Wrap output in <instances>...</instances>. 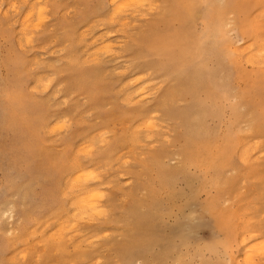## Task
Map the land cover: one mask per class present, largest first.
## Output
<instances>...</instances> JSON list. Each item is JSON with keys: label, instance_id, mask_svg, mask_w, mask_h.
I'll list each match as a JSON object with an SVG mask.
<instances>
[{"label": "rangeland", "instance_id": "rangeland-1", "mask_svg": "<svg viewBox=\"0 0 264 264\" xmlns=\"http://www.w3.org/2000/svg\"><path fill=\"white\" fill-rule=\"evenodd\" d=\"M149 1L125 9L152 12L124 9V15L114 13L110 0H0V264H235L240 256L237 264H246L243 252L255 248L250 255L258 258L248 263L264 264L263 58L256 67L243 64L252 80L248 107L241 97L246 82L236 80L220 34L205 27L211 15L223 16L226 42L245 50L246 40L228 22L247 10L264 42V0H237L242 7L234 13L233 0ZM185 4L195 7L193 15ZM183 39L201 46L185 67L171 63L169 50H160L164 56L152 50L153 43ZM101 40L117 47L108 49L113 55ZM260 41L253 49L261 53L252 55L264 52ZM146 115L156 128L147 127ZM60 119L70 128H50ZM78 166L100 180L86 182L103 192L100 219L80 220L71 201L82 190L71 183ZM65 222L69 239L63 232L58 251L53 235ZM142 232L152 241L135 246ZM256 242L263 243L261 254Z\"/></svg>", "mask_w": 264, "mask_h": 264}, {"label": "bare ground", "instance_id": "bare-ground-1", "mask_svg": "<svg viewBox=\"0 0 264 264\" xmlns=\"http://www.w3.org/2000/svg\"><path fill=\"white\" fill-rule=\"evenodd\" d=\"M110 2H111V6L112 5H114L115 7H117V9L115 8L113 11H114V13L116 14V12H121V11H123L125 8H126V6H134L136 9H137V7L139 8L140 6H144L145 4H147V2H148V0H110ZM150 2H151V0L149 1V5L151 6V4H150ZM153 2V1H152ZM17 3V2H16ZM108 3H109V1H108ZM117 6H116V5ZM153 4V3H152ZM157 4V3H156ZM34 5V4H33ZM155 5V4H154ZM110 6V7H111ZM113 6V7H114ZM153 6V5H152ZM11 7V6H10ZM112 7V8H113ZM134 7H132V9H129V8H127V9H125L126 11H134ZM239 7H242V5L241 4H239L238 2H237V0H233V4H232V6L230 7V13H234L235 12V9L236 8H239ZM40 7H38L37 9V11H38V14H39V11H40V9H39ZM131 8V7H130ZM148 8H152V9H154V7H148ZM148 8L146 9V11L148 10ZM184 8H185V10H186V12L185 13H187V15L189 14V15H193L194 13H195V7H193V5L192 4H190V5H188V4H185L184 5ZM135 9V10H136ZM141 10H142V8H140ZM140 9H138V10H136V11H134V12H137V13H139L138 11H140ZM112 10V9H111ZM110 10V11H111ZM143 10L145 11V9L143 8ZM143 10H142V12H143ZM33 11V12H32ZM32 11H29V12H27V15H25V16H28V14H30V12H32V13H35L34 11H35V9L33 8L32 9ZM125 11V12H126ZM132 11L130 12V14L129 15H133V14H131L132 13ZM145 11V12H146ZM149 11H151V10H149ZM149 11H147V12H149ZM124 11L122 12V14L124 13V15L126 14ZM152 12V11H151ZM40 13H41V17L43 16V14H42V12L40 11ZM244 13L246 14L245 16H244V18L242 19V20H239V19H236V18H233V19H231L230 20V22H228L229 24H231V25H235V29L237 28V30H238V32H239V35H240V37H241V39L242 40H246V44H245V50L243 51H239V49L238 50H236V49H232L231 48V46L226 42V40H225V38H226V36H225V27H224V25H223V21H222V19H223V16L222 17H217V16H213V15H211L210 16V18H209V20H208V22L206 23V25H205V27L208 29V30H210L212 33L214 32V31H217L219 34H220V40H221V42H223L226 46H225V48L223 49L224 51H226V54H227V56L229 57V59H230V62H231V64L235 67V69H236V71H237V74H236V80L237 81H241V80H243V81H245L246 82V89L243 91V93H242V95H241V97L245 100V101H247L246 102V104L248 105V107H250L251 105H252V100L250 99V96L248 95V93L250 92V90H252V80H250V78H248L247 76H245V74L242 72L243 71V64L244 63H246L247 65H250L251 67H256L257 65H260L259 63H258V59L261 57V58H263L261 61H263L262 63H263V67H264V52H262V54H260V55H257V54H254L255 56H256V58H255V56L254 55H252V52H254L255 50H256V48H255V46L256 45H259L258 44V42L260 41V33L258 32L260 29H259V27H257L258 28V31H257V28H256V26H254V27H252V24L250 23V21H249V18H248V16H247V10H245L244 11ZM2 14H4V13H2ZM114 14V15H115ZM118 14V13H117ZM122 14H120V15H122ZM140 14H141V12H140ZM108 15H109V13H108ZM138 15V14H137ZM110 16V15H109ZM108 17V16H107ZM111 18H112V14H111V16H110ZM109 17V18H110ZM118 17V16H117ZM128 17H130V16H128ZM133 18L135 17V15L134 16H132ZM131 17V18H132ZM26 18V17H25ZM31 18V17H30ZM108 18V19H109ZM114 18H116V16L114 17ZM114 18H112V19H109V22H112L113 23V21H111V20H115ZM136 18H140V17H136ZM190 18H192V17H190ZM23 19V18H22ZM45 19V18H44ZM108 19H107V21H108ZM124 19V18H123ZM25 20V21H24ZM23 21L24 22H26V19H24ZM41 20V19H40ZM100 20V19H99ZM116 20H118V19H116ZM124 20H129L128 18H126V19H124ZM124 20H122V21H124ZM22 21V22H23ZM44 21V20H43ZM127 21H124L123 22V24L125 23V22H127ZM38 22V21H37ZM37 22H35L36 23V25H34V24H31V25H29V26H38V24H37ZM116 22V21H115ZM130 22V21H129ZM128 22V23H129ZM42 23V22H41ZM122 23V22H121ZM128 23H125V24H127L128 25ZM227 23V24H228ZM119 24V23H118ZM134 24V23H133ZM39 25H40V23H39ZM92 25H94V23L92 24ZM132 25V24H131ZM136 25V24H135ZM125 26V25H124ZM22 27H26V28H28V26H22ZM106 27V26H105ZM30 28V27H29ZM32 28V27H31ZM101 28V27H100ZM118 28V27H117ZM88 29H89V27H88ZM206 29V32H207V35L208 36H210V32L208 31ZM85 30V29H84ZM95 30V29H94ZM97 30V29H96ZM23 31H24V29H23ZM23 31H22V33H23ZM86 31H87V29H86ZM107 31V30H106ZM118 31V30H117ZM81 32V31H80ZM84 32V31H83ZM93 32V31H92ZM106 33V32H105ZM82 34V33H81ZM107 34V33H106ZM104 35V34H103ZM113 35V34H112ZM84 36H85V34H84ZM97 36H99V35H97ZM107 36H108V34H107ZM106 36V37H107ZM109 36H110V34H109ZM83 37V36H82ZM96 37V36H95ZM105 37V38H106ZM262 37V36H261ZM23 38V37H22ZM21 38V39H22ZM100 38V37H99ZM103 38V37H102ZM24 39H26V38H24ZM23 39V40H24ZM101 39V38H100ZM104 39V38H103ZM115 39V38H114ZM22 40V41H23ZM94 40V39H93ZM95 40H98V41H100L99 39H95ZM106 40H107V38H106ZM105 41V40H104ZM118 41V40H117ZM186 41V42H185ZM184 41V39L183 40H181V41H179L178 43H176V44H172L171 42H169L167 45H161V46H158V44H154L153 43V46H152V50H155V51H157L158 53H159V55L160 56H164L163 55V53L160 51V50H162V51H167V50H169V55H168V59L171 61V63L172 64H175V65H177V66H179V67H185V66H187V65H190L194 60H195V58H198V56H200V53H201V46H200V44H198V43H192V45L190 46V43H189V41L188 40H185ZM101 42H102V40H101ZM260 42H263V41H260ZM96 43V42H95ZM103 43V42H102ZM106 43H108V41H106L105 42V44L103 43L102 44V49L103 50H105L106 48V51H108V47H109V44H106ZM264 43V42H263ZM91 44V43H90ZM177 44H179V45H177ZM104 45V46H103ZM106 45H108V47L106 46ZM110 45H111V42H110ZM115 45H118V44H115ZM261 46L262 45H264V44H260ZM106 46V47H105ZM113 46V45H112ZM118 46H120V44L118 45ZM113 47H115V46H113ZM112 47V48H113ZM243 47V46H242ZM259 48L258 49H260V48H262V47H260V46H258ZM112 48H110V49H112ZM115 48H117V47H115ZM253 48H255V50L253 49ZM98 48H96V49H94V50H97ZM109 49V50H110ZM263 49V51H264V48H262ZM252 50H254V51H252ZM40 51V50H39ZM99 51V50H98ZM105 51V52H106ZM257 51V50H256ZM255 51V53H261L259 50V52H256ZM51 52V51H50ZM108 52H110V51H108ZM112 52V53H111ZM110 53L113 55V50L111 51ZM104 53V52H103ZM108 54V53H107ZM115 54H117V53H115ZM115 54H114V56H115ZM86 55H87V53H86ZM103 55H105V54H103ZM109 55L110 54H108V57H109ZM111 55V56H112ZM114 56H112V57H114ZM93 57V56H92ZM102 57V56H101ZM103 57H105V56H103ZM258 57V58H257ZM87 58V57H86ZM95 58V57H94ZM111 58V57H110ZM260 58V59H261ZM85 59V58H84ZM108 59V58H107ZM260 59H259V61H260ZM89 60V59H88ZM91 60V59H90ZM98 60V59H97ZM91 62V61H90ZM35 63H37V60H36V62ZM94 63V62H93ZM261 72V75L263 76L264 75V71H260ZM116 73V72H115ZM118 73V72H117ZM116 75V74H115ZM139 77H141V76H139ZM141 79V78H140ZM136 81H138V79L136 80ZM37 82V81H36ZM39 82V81H38ZM42 82H43V80H42ZM49 82H51V80L50 81H48L47 82V86H42V87H44L43 89L44 90H47L46 89V87L48 88V86H49ZM126 82H127V80H126ZM134 82H135V80H134ZM41 83V82H40ZM148 83V82H147ZM127 84V83H126ZM152 84V83H151ZM129 86L130 85H132V84H128ZM136 85V84H135ZM124 86V85H123ZM151 86V85H150ZM36 87H37V85L35 86V89H36ZM133 87V86H132ZM139 87V86H138ZM142 87V86H141ZM145 87H147V86H145ZM41 89V88H40ZM123 89H124V87H123ZM128 89V88H127ZM141 89H143V87L141 88ZM141 89H140V92H143V90L141 91ZM156 89V88H155ZM120 90V89H119ZM137 90V89H136ZM32 91V90H31ZM36 91H39V90H36ZM41 91V90H40ZM58 91V90H57ZM122 91V90H121ZM148 91V90H147ZM133 92V91H132ZM139 91H138V93H140ZM154 92V91H153ZM59 93V92H58ZM125 93V92H124ZM130 93V92H129ZM120 94V93H119ZM147 95V94H146ZM149 95V94H148ZM147 95V96H148ZM57 96V95H56ZM128 96H130V95H127V97ZM137 96V95H136ZM126 97V96H125ZM146 97V96H145ZM144 97V95L143 96H141V98L140 99H143V98H145ZM54 98H55V95H54ZM53 97H52V99H54ZM132 98V97H131ZM131 98H127V99H131ZM134 98H135V96H134ZM139 98V97H138ZM122 100V99H121ZM126 100V99H125ZM137 100V99H136ZM63 101V100H62ZM120 101V100H119ZM129 101V100H128ZM132 101H135V100H132ZM138 101H140V100H138ZM142 101V100H141ZM148 101V100H147ZM124 102V101H123ZM259 103H261V100L260 101H258ZM63 103H65V100H64V102ZM129 103V102H128ZM132 103V102H131ZM138 103H140V102H138ZM135 104V103H134ZM128 105V104H127ZM262 110H264V108L262 107ZM143 114H146V113H143ZM142 115V114H141ZM148 115V114H147ZM146 115V116H147ZM155 115V114H154ZM150 116H151V113H150ZM157 116V115H156ZM152 117V116H151ZM147 119L146 120H148L149 118H148V116L146 117ZM63 119V118H62ZM61 120V119H60ZM59 120V121H60ZM64 120H67V118L66 119H64ZM57 121V120H56ZM54 121L55 122V124H53L52 123V125L50 126V128H52L54 125H55V127L58 129V132L60 131V129L62 130V129H64L65 128V125H66V127H67V129H68V127L70 126L69 124H71L70 122H69V124H68V126H67V124L66 123H64V121L63 120H61V122L63 121V123H60V124H58L57 125V122H59V121ZM144 121V120H143ZM142 121V122H143ZM153 121V120H152ZM156 123V122H155ZM63 124H64V126H63ZM139 124V123H138ZM144 124H145V122H144ZM146 124H147V121H146ZM61 125V127H59ZM141 125V124H140ZM152 125V123H150V121L148 120V125H147V127L149 126H151ZM117 126V125H116ZM138 126V125H137ZM143 126H145V125H143ZM152 126H154V125H152ZM165 126V125H164ZM55 127H53V129L55 130L56 128ZM120 127V126H119ZM139 127H142V126H139ZM148 127V128H149ZM70 128V127H69ZM117 128H118V126H117ZM145 128V127H144ZM153 128H156L155 126L154 127H152L151 129H153ZM67 129H65V130H67ZM150 129V128H149ZM51 131H52V129H50ZM119 130V129H118ZM49 131V129L47 130V132ZM51 131H49V133L51 132ZM155 131H156V129H155ZM164 131V130H163ZM54 132V131H53ZM57 132V131H56ZM57 132V133H58ZM100 132V131H99ZM110 132V131H109ZM136 132V131H135ZM138 132H140V131H138ZM52 133V132H51ZM55 133V132H54ZM137 133V132H136ZM156 133V132H155ZM59 134V133H58ZM95 134V133H94ZM97 134V133H96ZM101 134V133H100ZM103 134H105V133H103ZM102 134V136H104ZM146 134V133H145ZM149 134V133H148ZM99 135V134H98ZM144 135V134H143ZM150 135H153V134H150ZM108 136V135H107ZM97 137V136H96ZM136 137V136H135ZM138 137V136H137ZM137 137H136V140H137ZM92 138H93V136H92ZM132 138V137H131ZM146 138V137H145ZM150 138V137H149ZM152 138V137H151ZM149 139V142H150V140H152V139ZM101 139H102V137H101ZM103 139H105V138H103ZM133 139V138H132ZM164 139H166L165 137H164ZM163 139V140H164ZM107 140V139H106ZM106 140L104 141V140H101L102 142L104 141V142H106ZM131 140V139H130ZM139 140V139H138ZM97 141V140H96ZM100 141V142H101ZM140 141V140H139ZM230 141V143L231 144H233L234 142L232 141V140H229ZM87 142V141H86ZM88 142H90V141H88ZM92 142V141H91ZM108 142H109V140H108ZM147 142H148V140H147ZM168 142V141H167ZM134 143V142H133ZM140 143V142H139ZM82 144H83V142H82ZM103 144V143H102ZM105 144H107V143H105ZM142 144V143H141ZM85 145V144H84ZM104 145V144H103ZM146 145V144H145ZM148 145V144H147ZM79 146V145H78ZM91 146V145H90ZM101 146V145H100ZM92 147V146H91ZM149 147H151V145L149 146ZM80 148V147H79ZM83 148H86V147H83ZM135 148V147H134ZM91 149H94V147L93 148H91ZM76 150V149H75ZM81 151V150H80ZM79 151V152H80ZM82 151H85V150H82ZM90 151V150H89ZM128 151V150H127ZM78 152V153H79ZM123 152H125V151H123ZM140 152V151H139ZM84 153H86V152H84ZM83 153V154H84ZM134 153V152H133ZM87 154V153H86ZM89 154H90V152H89ZM120 154V153H119ZM82 155V154H81ZM120 158V157H119ZM188 159H190L189 157H188ZM116 160V159H115ZM118 160H120V159H118ZM193 160V159H192ZM108 161V160H107ZM114 161V160H113ZM127 161V160H126ZM115 162V161H114ZM121 162H123V161H121ZM131 162V161H130ZM125 161H124V165H125ZM128 163V162H127ZM99 164V163H98ZM108 165V164H107ZM110 165H112V164H109V166ZM119 165V164H118ZM111 167V166H110ZM92 168H94V167H92ZM116 168V167H115ZM118 168V167H117ZM108 169V168H107ZM106 169V170H107ZM87 170V171H86ZM89 170V171H88ZM93 170V169H92ZM92 170H90V169H85L84 167H82V166H78V167H76L75 168V171H74V173H73V178H72V180H71V183L73 182V184L76 186V184H79V183H81L80 185H82V190L81 191H79L78 193V195H75V197L73 196V198H75V199H71V201L73 202V204L75 205H73L74 207H75V209L77 208V209H79L78 210V213L80 212V216L82 217L83 215H87V216H89V215H94L93 217H96V216H98V218H99V216L100 217H103V216H105L106 215V210L103 208V205H102V198H103V192L102 191H97V189H94L95 187H93V188H89L88 186H87V184L89 183L88 181H90V180H93V178H94V180H96L97 179V181L98 182H100V180H98V177L94 174V171H92ZM105 170V169H104ZM100 172H101V170H99ZM120 171V170H119ZM98 172V171H97ZM106 173H108L107 171H105ZM105 173V174H106ZM98 174V173H97ZM94 176H96V177H94ZM102 179V178H101ZM70 180V179H69ZM93 180V181H94ZM67 181V180H66ZM65 181V182H66ZM82 181L84 182L85 181V183L86 182H88V183H86L85 184V186H83V184H82ZM68 182V181H67ZM66 182V183H67ZM130 182V181H129ZM90 183H92V181H90ZM94 183V182H93ZM126 183V182H125ZM65 184V183H64ZM68 184H70V183H67V186L68 187H70ZM128 184V183H127ZM79 185V186H80ZM100 185V184H99ZM73 185L71 184V187H72ZM96 186V185H95ZM111 186V185H110ZM65 187V186H64ZM69 188V190L70 189H73V188ZM77 187V186H76ZM75 187V188H76ZM96 187H98V186H96ZM99 187H101V186H99ZM105 187H108L107 185L105 186ZM67 188V187H66ZM68 189V188H67ZM78 190H80V189H78ZM100 192H102V193H100ZM105 192V191H104ZM259 192V191H258ZM106 193V192H105ZM108 194V193H107ZM255 194V193H254ZM261 194V193H260ZM72 197V196H71ZM122 199V198H121ZM70 201V202H71ZM71 202V203H72ZM264 205V204H263ZM69 206V205H68ZM252 209V208H251ZM250 209V210H251ZM74 210V209H73ZM73 210L71 211V212H73ZM236 210H238V209H236ZM239 211V210H238ZM256 211V210H255ZM76 212H77V210L75 211L74 210V212H73V215H74V213L76 214ZM240 212V211H239ZM242 212H243V210H242ZM250 212V211H249ZM256 213V212H255ZM72 214V213H71ZM83 214V215H82ZM192 214V213H191ZM77 215V214H76ZM96 215V216H95ZM193 215H194V213H193ZM77 216H79V215H77ZM79 216V217H80ZM254 216V215H253ZM262 216V215H261ZM11 217V216H10ZM68 217H70V213H69V216L67 215L66 217L64 216V218H68ZM71 217H72V215H71ZM73 217H75V215L73 216ZM72 217V218H73ZM78 217V218H79ZM92 217V218H93ZM238 217V216H237ZM72 218H70V219H72ZM78 218H76V219H78ZM83 218L84 217H82V219H80V220H83ZM87 218H90V217H87ZM86 217L84 218V219H87ZM241 218V217H240ZM246 218L248 219L249 217H247L246 216ZM69 218H68V220H70ZM100 219V218H99ZM98 219V220H99ZM11 220V219H10ZM67 220V223L69 224H71L73 221H75L74 219H73V221L71 222H69ZM105 220H106V218H105ZM245 220V219H244ZM259 220V219H258ZM63 221H65V220H63ZM78 221V220H77ZM246 221H248L249 222V220H245V222ZM255 221V220H254ZM55 222H56V220H55ZM81 222V221H80ZM89 222V221H88ZM78 223V222H77ZM90 223V222H89ZM69 224V225H70ZM75 224V225H74ZM85 224V223H84ZM84 224L82 223L81 225H83L84 226ZM87 224V223H86ZM59 225H61V226H57V227H59V231L60 232H58V231H56V230H58L57 228H56V232L55 233H57L58 232V234H52L53 236H55V237H53L54 238V240L53 241H55V238H56V236L58 235V246L57 245H55V248L57 247V250L58 251H61L62 249H63V243H64V240L66 239V237L64 236V234H65V231L63 230L64 228H67V226L65 227L64 225H66V222H65V224H63L62 225V223H59ZM69 225H68V227H69ZM73 225H74V228L76 229V227L78 226V224H76V222L75 223H73ZM73 225L71 226V228H72V230H74V228H73ZM77 225V226H76ZM88 225V224H87ZM46 226H48V224L46 225ZM246 226L248 227V225L246 224ZM245 226V224H244V227H246ZM79 227H80V225H79ZM94 227V226H93ZM96 227V226H95ZM70 228V227H69ZM85 228V227H84ZM80 229V228H79ZM97 229H98V227H97ZM244 229H246V228H244ZM70 230L71 229H69V232H70ZM148 230V229H147ZM247 230V229H246ZM246 230H241V231H239L238 233H237V235H238V237H240V239L242 240V242L240 243V244H244L245 245V241H246V238H248V236L247 237H245L246 235H245V231ZM41 231V230H40ZM43 231V230H42ZM67 231V230H66ZM82 231V230H81ZM98 231V230H97ZM31 232V231H30ZM30 232H28L30 235L32 234L33 235V233H30ZM63 232H64V234H63ZM72 232V231H71ZM74 233L76 232L77 233V231L75 230V231H73ZM72 232V233H73ZM85 232V231H84ZM100 232H102V231H100ZM113 232V231H112ZM9 233H10V231H9ZM39 233V232H38ZM75 233V234H76ZM88 233V232H87ZM105 233V232H104ZM8 234V233H7ZM71 234V233H70ZM80 234V233H79ZM79 234H77V235H79ZM86 234V233H85ZM106 234H108L107 232H106ZM105 234V235H106ZM34 235H35V233H34ZM66 236H67V234H65ZM81 235V234H80ZM94 235V234H93ZM95 235H97V234H95ZM104 235V234H103ZM110 235V234H109ZM83 236V235H82ZM91 236V235H90ZM89 236V237H90ZM99 237H100V235H98ZM113 236V235H112ZM46 237V236H45ZM45 237H43V238H41L42 239V242H43V239L45 238ZM48 237V236H47ZM69 237V235L67 236V238ZM70 237H71V235H70ZM84 237V236H83ZM97 236H95V238H96ZM252 237H255V236H252ZM48 238H51V237H48ZM48 238H46V239H48ZM94 238V237H93ZM93 238L92 239H89L90 241L92 240L93 241ZM101 238V237H100ZM251 238V237H250ZM41 239H40V241H41ZM57 239V238H56ZM69 239V238H68ZM72 239H73V237H72ZM98 239V238H97ZM118 239V238H117ZM239 239V240H240ZM49 240V239H48ZM99 240V239H98ZM107 240V239H106ZM240 240V241H241ZM248 240V239H247ZM52 241V242H53ZM85 241V240H84ZM90 241H87V242H90ZM92 241H91V243H92ZM97 241V240H96ZM100 241V240H99ZM98 241V242H99ZM150 241H152V236L150 235V234H148V233H143L142 232V234H140L138 237H136V238H134L133 239V243L135 244V246H137V245H140V246H145V245H147V244H149V242ZM239 241V242H240ZM253 241H254V239H253ZM251 242V241H250ZM79 243V242H78ZM96 243V242H95ZM132 243V242H131ZM257 243V242H256ZM38 244H39V241H38ZM44 244V243H43ZM74 245H75V243H73ZM97 244V243H96ZM100 244V243H99ZM133 244V245H134ZM248 244V243H247ZM255 244V243H254ZM29 245H31V244H29ZM28 245V246H29ZM41 245V244H40ZM66 245H68V244H66ZM72 245V244H71ZM81 245V244H80ZM84 245H86V244H84ZM243 245V246H244ZM257 245H259V250L258 251H260V246H262L263 247V243L261 242V244H259V243H257ZM51 246H53V244H51L50 245V247ZM70 246V245H69ZM94 246H96V245H94ZM241 246V245H240ZM33 247V246H32ZM71 247V246H70ZM80 247V246H79ZM89 247V246H88ZM257 247V246H256ZM45 248V247H44ZM55 248H54V251H57V250H55ZM103 248V247H102ZM242 249H243V247H241ZM247 248H248V246L246 247V250H247ZM51 249H53V247H51ZM70 249V248H69ZM71 249H73V248H71ZM85 248H83V250H84ZM244 249H245V246H244ZM250 249V248H249ZM256 250H257V248H255ZM254 249V250H255ZM20 250H22V249H20ZM20 250H18V251H20ZM44 250V249H43ZM251 250V249H250ZM250 250H247V251H250ZM254 250L252 249L251 250V252H243L245 255V257L244 258H246V264L248 263V261H250L251 260V262L253 261V259L256 257V258H258V256H255V257H251V253H256L257 254V252L255 251L254 252ZM261 250H263L264 251V247H263V249H261ZM51 251V250H50ZM49 250H48V252H50ZM53 251V250H52ZM23 253H24V251H22ZM64 252V251H63ZM62 252V253H63ZM21 253V252H20ZM50 253H52V252H50ZM67 253V252H66ZM74 253V252H73ZM262 253V251H260V253L258 252V254H261ZM15 254H17V253H15ZM19 254V253H18ZM48 254V253H47ZM97 254V253H96ZM98 254H100V253H98ZM65 255V254H64ZM81 255H83V254H81ZM253 255V254H252ZM263 255V254H262ZM37 257H38V255H36ZM240 256V255H239ZM254 256V255H253ZM261 255H259V258H261V257H263V256H261ZM22 257L23 258H21V256H20V258L22 259V260H24V256L22 255ZM241 257V256H240ZM238 258V259H241V258ZM14 258H15V256H14ZM19 258V257H18ZM35 258V257H34ZM82 258H83V256H82ZM255 258V259H256ZM39 259V258H38ZM81 259V258H80ZM84 259V258H83ZM237 259V260H238ZM243 259V258H242ZM254 259V260H255ZM32 260H33V258H32ZM36 260V259H35ZM76 260V259H75ZM100 260V259H99ZM99 260L97 259L96 261H98L99 262ZM102 260V259H101ZM237 260H235L234 262H235V264H237ZM248 260V261H247ZM34 261V260H33ZM91 261V260H90ZM240 261V260H239ZM244 261V260H243ZM259 261H261V260H259ZM258 261V262H259ZM35 262H37V261H35ZM61 262H63V261H61ZM73 262V261H72ZM97 262V263H98ZM101 262V261H100ZM99 262V264H101ZM251 262H249L248 264H253V263H256L255 261L253 262V263H251ZM258 262H257V264H258ZM71 263V262H70ZM74 263V262H73ZM76 263V262H75ZM94 263V262H93ZM259 263H261V262H259ZM64 264V263H63ZM66 264V263H65ZM72 264V263H71ZM89 264V263H88ZM238 264H240V263H238Z\"/></svg>", "mask_w": 264, "mask_h": 264}]
</instances>
